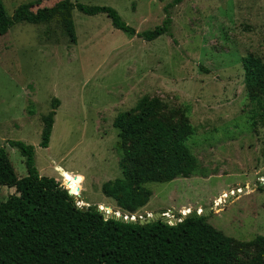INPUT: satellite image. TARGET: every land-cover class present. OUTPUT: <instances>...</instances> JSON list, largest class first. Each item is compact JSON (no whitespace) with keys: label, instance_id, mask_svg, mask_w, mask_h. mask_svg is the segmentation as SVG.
I'll use <instances>...</instances> for the list:
<instances>
[{"label":"rangeland","instance_id":"1","mask_svg":"<svg viewBox=\"0 0 264 264\" xmlns=\"http://www.w3.org/2000/svg\"><path fill=\"white\" fill-rule=\"evenodd\" d=\"M0 1L12 15L29 0ZM71 1L111 6L140 32L162 23L170 0ZM169 14L171 33L151 41L115 28L104 13L76 8L74 41L57 18L14 23L0 35V147L18 177L27 174L24 157L9 140L33 145L39 173L68 186L79 206L128 215L101 191L121 176L116 115L144 95L160 98L165 110L187 107L196 171L145 184L150 199L129 217L165 211L178 220L197 211L247 243L264 235V94H248L241 60L264 61V0H183ZM55 99L50 140L41 147L43 116ZM11 193L0 185V202Z\"/></svg>","mask_w":264,"mask_h":264},{"label":"trees","instance_id":"2","mask_svg":"<svg viewBox=\"0 0 264 264\" xmlns=\"http://www.w3.org/2000/svg\"><path fill=\"white\" fill-rule=\"evenodd\" d=\"M40 1L23 2L12 15L0 1V35L20 21L57 18L74 41L71 12L76 8L88 15L104 13L115 28L151 41L171 33L169 10L183 0H170L162 23L140 32L108 5L59 0L33 10ZM241 61L248 94L261 98L264 61L252 55ZM57 102L55 99L53 109L43 116L41 147L48 146ZM186 111L187 107L165 110L160 98L144 95L116 115L113 125L118 130L121 176L102 183L101 191L129 212L128 217L150 199L152 192L145 184L187 177L196 171L197 160L186 142L193 132ZM8 144L24 157L27 174L18 177L6 149L0 147V185L14 188L0 202V264H264V235L237 243L208 223L203 214L179 215L174 223L161 219L140 223L138 217L129 221L93 205L79 206L67 185L65 188L54 177L39 173L33 145L20 140Z\"/></svg>","mask_w":264,"mask_h":264},{"label":"water","instance_id":"3","mask_svg":"<svg viewBox=\"0 0 264 264\" xmlns=\"http://www.w3.org/2000/svg\"><path fill=\"white\" fill-rule=\"evenodd\" d=\"M68 189V191L72 194V195H74V193H72L71 191H70V188H67ZM96 208L97 209H99V210H101L100 208H98V206L96 205ZM167 212H165V211H163V212H155V213H153V214H151V215H147L146 217H138V221L140 222V223H149V222H151V221H154V220H157V219H161V220H163V221H165V222H169V223H174V221L175 220H171L170 219V217H169V215L168 214H166ZM188 213H191V212H188ZM195 214H200V212H197V211H195L194 212ZM115 216H117V218H122V219H124V220H129V221H136V219H135V217H128L127 215H124V216H120V215H118V214H116V213H113ZM185 215V214H184Z\"/></svg>","mask_w":264,"mask_h":264},{"label":"bare ground","instance_id":"4","mask_svg":"<svg viewBox=\"0 0 264 264\" xmlns=\"http://www.w3.org/2000/svg\"><path fill=\"white\" fill-rule=\"evenodd\" d=\"M74 194H75V192H74ZM103 208V207H102ZM105 209V208H104ZM108 211H109V208H106ZM107 212V211H106ZM110 213V212H109Z\"/></svg>","mask_w":264,"mask_h":264},{"label":"built area","instance_id":"5","mask_svg":"<svg viewBox=\"0 0 264 264\" xmlns=\"http://www.w3.org/2000/svg\"><path fill=\"white\" fill-rule=\"evenodd\" d=\"M70 193V192H69Z\"/></svg>","mask_w":264,"mask_h":264}]
</instances>
